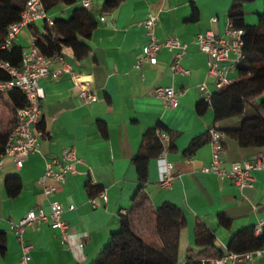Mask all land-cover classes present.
<instances>
[{
	"label": "crops",
	"instance_id": "obj_1",
	"mask_svg": "<svg viewBox=\"0 0 264 264\" xmlns=\"http://www.w3.org/2000/svg\"><path fill=\"white\" fill-rule=\"evenodd\" d=\"M82 1L48 10L54 25L35 22L21 30L15 46L27 51L34 35L43 44L47 34L51 39H62L75 26L68 21L73 10L82 8ZM89 1L97 25L90 38L79 37L87 49L86 55L76 60L70 48L62 49L59 53L62 61H52L48 76L38 82L43 91L41 118L32 129L44 133L39 153L30 155L20 169L10 158L3 159L0 233L4 234L5 251L0 254V264L20 262V244L10 230L11 225L32 209L49 215L52 201L62 208L61 219L68 226L66 241H62L59 230L51 228L48 218L26 227L24 239L33 247L29 264H90L108 244L110 236L122 229L124 215L132 218L139 234L153 233L156 210L163 203L180 209L186 222L178 234L176 264H185L190 257L202 261L214 258L219 251L224 253L236 233L264 221V171H252V187L243 190L230 181L201 172L210 161L205 139L208 129L236 130L241 123L237 119L214 122L209 107L202 115L196 112L197 104L203 101L199 86L205 83L212 94L217 90L213 80L206 76L208 59L200 52L195 37L207 31L225 37L232 0H124L112 11L104 10V0ZM243 12L247 24H257L258 16L264 12V0L244 4ZM149 16L157 19L155 36L160 43L172 37L186 45L179 68L187 74L172 71L174 55L180 51L166 47L157 52L155 65H144L141 71L134 68L146 41L142 23ZM234 60L230 55L228 63ZM60 69L65 71L54 79L52 75ZM227 78L235 81L236 70ZM156 87H173L179 94L176 108L163 107L153 93ZM82 89L94 94L96 102L85 104L79 97ZM258 102L259 99L249 101L244 118L255 115L253 105ZM0 104L10 111L8 121L0 124L3 136L13 124L14 109L8 94H0ZM158 124L176 134L173 148L167 153L173 180L169 188L161 187L156 158H152L148 162L147 182L139 191L132 160L143 134ZM194 139H199V144L187 153ZM223 143L225 166L264 153L241 148L230 136ZM65 149L72 150L82 164L77 166L76 174L65 175L64 185L47 178L45 185L55 186L56 191L45 197L39 179L44 175L46 161H59ZM14 179L19 181L20 190L15 197H9L6 182ZM90 185L101 191L89 196ZM220 216L227 225L220 223ZM196 225L213 234V248L196 243ZM248 264H264V254Z\"/></svg>",
	"mask_w": 264,
	"mask_h": 264
},
{
	"label": "trees",
	"instance_id": "obj_2",
	"mask_svg": "<svg viewBox=\"0 0 264 264\" xmlns=\"http://www.w3.org/2000/svg\"><path fill=\"white\" fill-rule=\"evenodd\" d=\"M26 1L0 0V46L6 37L8 27L19 21ZM122 1L124 0H104L103 8L105 11H112ZM252 2L253 0H232L228 12L229 22L236 29L243 31V58L235 68L236 80L213 93L209 103L199 102L196 112L198 115H202L209 107L213 111L214 122L225 119L240 120V127L236 130L224 131L225 135L234 138L241 148L259 149L264 152V12L258 16L257 24H247L244 20L243 5ZM42 3L47 12L60 4H74L75 0H42ZM195 18L196 14L193 19ZM68 23L75 24V26L62 39H51L47 34L44 36V44L38 39L36 40L35 45L40 54L52 57L59 54L62 49L70 48L76 60H80L86 55L87 49L80 43L79 37L90 38L96 28L97 23L93 13L83 7L73 10ZM22 53V49L15 45L10 51L0 49V62H7L13 67H18ZM8 80V74L0 69V81ZM7 94L15 113L16 109L23 107L24 98L15 89L10 90ZM253 99H259V102L253 105L255 115L244 118L246 105ZM9 129L5 135L0 136V152L3 151ZM102 132L104 134V131ZM159 133L168 136V152L173 148L176 134L161 124L148 129L143 134L139 150L132 160L137 173L139 191L144 188L147 182L149 160L157 158L162 151ZM205 139L207 141V133ZM199 141V139H194L186 150L187 153H191L198 146ZM87 189L91 197L101 191L99 187L91 185ZM6 190L9 197H15L20 190L19 181L8 180ZM219 219L220 223L227 225V221L222 216ZM132 221L130 216H122V229L110 236L108 244L90 264L177 263L178 234L186 225L180 209L170 203H163L156 210L154 232L147 236L135 231ZM194 233L197 244L208 249L213 248L215 238L208 229L196 225ZM4 242V234L0 233V254L5 251ZM227 250L236 254L264 250V234L254 238L252 229L239 231L231 238ZM221 255L222 253L219 251L214 258ZM185 264H201V260L190 257Z\"/></svg>",
	"mask_w": 264,
	"mask_h": 264
},
{
	"label": "built area",
	"instance_id": "obj_3",
	"mask_svg": "<svg viewBox=\"0 0 264 264\" xmlns=\"http://www.w3.org/2000/svg\"><path fill=\"white\" fill-rule=\"evenodd\" d=\"M81 5L87 10L91 8L89 0L82 1ZM37 21H44L48 26L54 25V22L45 11L42 0H27L19 21L8 27L6 37L0 49L10 51L15 45L21 30L30 28ZM101 21H104V19L101 18ZM142 26L144 28L143 37L146 41L142 48V54L135 63L134 68L141 71L144 65H155L157 52L161 47H166L169 50L177 49L180 51L174 55V62L171 65L172 71L187 74V71L179 68V61L186 51V45L180 44L177 39L172 37L167 38L164 43H160L155 36L157 19L153 16L147 17L143 21ZM224 36L217 37L207 31L195 37V42L200 52L207 56L208 70L206 76L213 80L216 90L232 83L227 78V75L235 70L236 65L243 58V31L236 29L229 22ZM35 43V37L31 36V46L27 51L22 53L21 62L18 67H13L7 62H0V69L9 76L8 81H0V94H7L10 90L15 89L24 98L23 107L15 110L14 123L9 129L3 145V151L0 155V170L3 166L4 158H10L14 165L20 169L30 155L39 153V141L44 137L43 132H34L32 129L38 125L41 118L40 101L43 99V91L38 82L40 79L48 76L52 61H62V57L60 54L53 57H46L40 54ZM230 55L235 57L233 63H228ZM63 71L65 70H57L52 77L54 79L57 78ZM141 76H143L142 73ZM199 91L202 100L209 103L212 93L208 91L205 83L199 86ZM153 93L167 110H172L178 105L179 94L173 87H156ZM79 97L85 104H91L97 100V97L94 94H90L86 89H82L79 92ZM158 137L162 144V151L156 158L158 180L161 187L169 188L173 180L172 166L167 160L169 139L163 133H159ZM225 137V133L217 128L212 127L208 129L207 143L210 148V161L208 165L201 169V172L205 175H214L221 181H230L240 190L251 188L253 183L251 172L254 170L264 171V153L254 155L251 160L232 162L228 166H225L223 159V142ZM80 164H82L81 160L69 149L63 151L59 161L56 159L46 161L44 175L39 179L43 195L50 197L56 191L55 186L45 185L47 178L54 180L58 185H64L65 175L68 173L71 175L76 174L77 166ZM102 196L104 195L102 194ZM91 203L94 206L93 200H91ZM49 205V215H45L39 209H32L18 223L11 225L10 230L20 244L21 258L19 264H29L31 260L30 254L33 247L24 239L25 228L30 225L39 224L48 218L51 222V228L59 230L62 241H66L68 226L61 219L62 208L56 201L50 202ZM69 209L72 210L73 207H69ZM262 234H264V221L260 220L252 228V237L257 238ZM262 254H264V250L236 254L226 249L221 256L202 260L201 264H248L260 258Z\"/></svg>",
	"mask_w": 264,
	"mask_h": 264
},
{
	"label": "rangeland",
	"instance_id": "obj_4",
	"mask_svg": "<svg viewBox=\"0 0 264 264\" xmlns=\"http://www.w3.org/2000/svg\"><path fill=\"white\" fill-rule=\"evenodd\" d=\"M10 117V111L7 106L0 104V124H5Z\"/></svg>",
	"mask_w": 264,
	"mask_h": 264
}]
</instances>
